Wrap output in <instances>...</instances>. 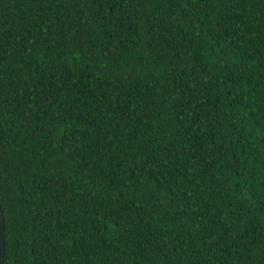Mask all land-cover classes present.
Wrapping results in <instances>:
<instances>
[{
    "label": "trees",
    "instance_id": "16d2710c",
    "mask_svg": "<svg viewBox=\"0 0 264 264\" xmlns=\"http://www.w3.org/2000/svg\"><path fill=\"white\" fill-rule=\"evenodd\" d=\"M3 264H264V0H0Z\"/></svg>",
    "mask_w": 264,
    "mask_h": 264
},
{
    "label": "water",
    "instance_id": "95a60500",
    "mask_svg": "<svg viewBox=\"0 0 264 264\" xmlns=\"http://www.w3.org/2000/svg\"><path fill=\"white\" fill-rule=\"evenodd\" d=\"M5 223H4V215L0 204V264L4 263V255H5Z\"/></svg>",
    "mask_w": 264,
    "mask_h": 264
}]
</instances>
